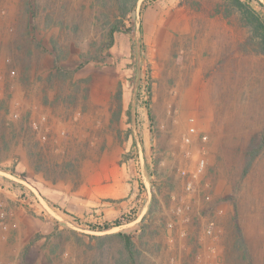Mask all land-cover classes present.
I'll list each match as a JSON object with an SVG mask.
<instances>
[{"label":"rangeland","instance_id":"obj_1","mask_svg":"<svg viewBox=\"0 0 264 264\" xmlns=\"http://www.w3.org/2000/svg\"><path fill=\"white\" fill-rule=\"evenodd\" d=\"M17 1L12 23L0 8V100L13 121L29 115L42 149L20 139L0 164V264H125L118 233L140 264H264V148L244 174L264 137V55L238 13L224 18V0H142L134 35L116 34L111 57L73 84L48 82L55 60H23L9 34L19 19L36 42L34 25L50 23L73 69L99 40L94 0Z\"/></svg>","mask_w":264,"mask_h":264},{"label":"trees","instance_id":"obj_2","mask_svg":"<svg viewBox=\"0 0 264 264\" xmlns=\"http://www.w3.org/2000/svg\"><path fill=\"white\" fill-rule=\"evenodd\" d=\"M223 10L221 13L224 18H230L231 15L236 12L239 17V24L248 30L251 35L252 43L257 47L255 53L264 55V14L260 9H255L250 1L246 0H224ZM264 12V2L255 0ZM98 9L94 15V21L98 26V41L90 43L87 50H82L79 53L80 63L75 68L70 66L65 67L62 64V59L65 57V52L58 47L54 50H59L55 56L54 68L47 78L48 82H54L55 80H69L75 84V75L78 71L84 68L89 63L104 64L110 55V51L115 44V36L118 33H125L134 35V24L128 26L129 20L134 17L135 21L139 18L141 7L139 0H94L91 5L92 11ZM95 11V10H94ZM82 21L77 20L68 29L75 35H78L81 31ZM94 25V23L92 24ZM69 46V45H68ZM144 45L141 42V50L143 52ZM70 57V48L68 47V58ZM31 66H24L25 72L29 73ZM75 82V83H74ZM79 87V85H76ZM121 87V86H120ZM146 87L150 89L149 84ZM74 100V98H71ZM147 109V115L150 122V126L153 128L155 124V117L151 108L148 106V102L145 103ZM10 108L5 100H0V164L7 162L12 156L10 152L12 149L18 147L21 142L20 139L28 140L36 136V132L31 127L29 115L22 116L18 122L13 121L10 118ZM263 140V141H262ZM257 138L251 140L250 148L248 149V160L245 166L244 174L247 175L252 168L253 161L260 155L264 148V137L261 138V143L257 145ZM33 148L42 149L40 143L34 140ZM38 154H40L38 152ZM40 160V158H39ZM39 169V168H38ZM120 240L121 244V259L125 264H140L138 263V252L136 244L132 239V236L126 233L115 234ZM56 250H53L55 253ZM28 251L25 253L27 257ZM244 260H248L247 252L244 253Z\"/></svg>","mask_w":264,"mask_h":264},{"label":"crops","instance_id":"obj_3","mask_svg":"<svg viewBox=\"0 0 264 264\" xmlns=\"http://www.w3.org/2000/svg\"><path fill=\"white\" fill-rule=\"evenodd\" d=\"M19 1L17 0H0V8L2 9H8V14L10 16L9 22H13V15L16 13V7L13 3ZM20 3V2H19ZM20 16L25 15V10L22 9V11L18 10L17 12ZM2 15V14H1ZM27 18V15H26ZM8 24V23H7ZM32 26L27 27V24L22 23L19 19L15 24V32L11 35L9 34V43L12 45L13 48H18L19 52H16L20 56H25L23 60H28L30 62H35V57H41V56H49L50 58L55 60L54 54V48L59 47L60 43L58 42V36L60 32V29L51 25L50 23H38L34 25V29L36 30V33L39 34L36 36L38 39L36 42H33L31 39V36L28 35V31H31ZM13 32V31H12ZM38 42V43H37ZM51 47L52 49H48V51L41 52L43 50L42 48H38L37 51H35V47ZM16 53L13 52V55H16ZM30 55V57H27V55ZM194 54L197 55L198 52L194 51Z\"/></svg>","mask_w":264,"mask_h":264},{"label":"water","instance_id":"obj_4","mask_svg":"<svg viewBox=\"0 0 264 264\" xmlns=\"http://www.w3.org/2000/svg\"><path fill=\"white\" fill-rule=\"evenodd\" d=\"M142 0H139V3L141 2ZM140 5V4H139ZM0 174H4V173H2L1 171H0ZM5 175V174H4ZM10 177L11 178H13V175L12 174H10ZM24 182V184H26L27 186H29L31 189H33L36 193H37V195H38V197L42 200V202L44 203V199L39 195V192L36 190V189H34L30 184H28L26 181H23ZM50 211V210H49Z\"/></svg>","mask_w":264,"mask_h":264},{"label":"built area","instance_id":"obj_5","mask_svg":"<svg viewBox=\"0 0 264 264\" xmlns=\"http://www.w3.org/2000/svg\"><path fill=\"white\" fill-rule=\"evenodd\" d=\"M192 131H194V130L192 129ZM204 163H205V162L202 160V161H201V166H202V167L204 166ZM188 189H191V184H190V183L188 184Z\"/></svg>","mask_w":264,"mask_h":264}]
</instances>
